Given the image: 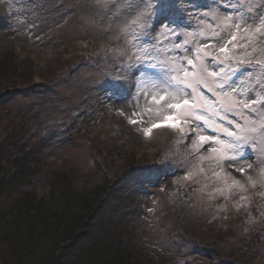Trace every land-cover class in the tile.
Segmentation results:
<instances>
[{
    "label": "rangeland",
    "instance_id": "374dc122",
    "mask_svg": "<svg viewBox=\"0 0 264 264\" xmlns=\"http://www.w3.org/2000/svg\"><path fill=\"white\" fill-rule=\"evenodd\" d=\"M236 2L183 0L186 11L193 15L178 19L177 31L195 29L199 14L210 7L218 10L220 16L227 15L234 11L227 5ZM253 2L258 10L255 14L258 22L259 16L264 14L260 11L264 0ZM120 4L121 0H116L115 4L105 8L97 0H0V58L7 55L10 57L8 62L14 61L13 58L19 61L30 59L34 72L44 74L42 77L48 81H44L46 85H52L49 98L45 97L42 102L38 96L32 95L8 101L0 108V146L5 149V155L0 158L1 167L5 160L6 169H9L14 156L20 153V142L32 143L37 135L47 140L38 168L41 173L25 179L18 192L16 189L6 191L3 187L8 178L0 180V212L8 213L26 191L46 194L48 186L44 178L52 171L66 176L74 174L79 177L77 188L87 187L85 180L91 175L94 162L101 161L102 157L90 148L109 149L114 155L115 166L107 170L113 173L123 171L121 153L123 160L127 157L133 159L134 155L137 162L148 165L154 173L151 177L142 174L137 184L130 187L131 199L124 203L135 211L124 216L118 225L131 237L128 243L133 246L134 259L144 264H224L221 260L229 264H264V255L259 252H264V243L260 239L255 242V237L234 234L228 242L219 241L227 232L224 222L238 224L237 219L251 210H254L253 221L250 220L255 228L253 234L264 235V224L256 222L264 218V195H261L264 193V155L259 151L255 155L247 152V158L241 162L235 165L223 163L219 167L204 162L206 169L213 167L220 171L222 167L229 172L231 176L227 183L223 180L209 181L202 175L187 178L193 171L192 164L197 161L189 157V148L178 143L181 138L176 133L159 128L146 138L141 128L147 124L128 122L133 111L139 110L136 87L126 97L122 90L116 91L113 84L106 81L111 73L124 78L127 76L134 82L139 76L135 68L122 63L133 52L124 28L135 13L121 7L119 14L114 15ZM6 9L9 18L4 16ZM160 24L161 20L157 18L151 28L144 30L141 41L144 46L153 44L150 39L157 37ZM118 50L125 55L120 56ZM38 101L40 103H36ZM32 103L34 105L29 106ZM139 104L146 107L142 97ZM117 108L121 109L119 115L113 111ZM21 121L29 126L28 134L20 131L18 123ZM239 167L245 169L244 174L234 171ZM231 177L239 181V185L228 190L232 184ZM217 188L225 189L224 193H217ZM19 225L21 228L24 226L23 223ZM4 233L13 237L20 235L15 225L0 222V236ZM179 234L191 240L214 243L219 247L220 258L212 255V251L211 254L201 250L197 243L180 242L183 238ZM32 243L33 246H27L34 247L33 253L36 250L34 254L40 255L45 244L36 240ZM106 243L107 238L104 237L103 244ZM243 245L247 250H242ZM226 249L232 252L228 254ZM24 255L18 263L31 264V257Z\"/></svg>",
    "mask_w": 264,
    "mask_h": 264
},
{
    "label": "snow or ice",
    "instance_id": "6c2138e0",
    "mask_svg": "<svg viewBox=\"0 0 264 264\" xmlns=\"http://www.w3.org/2000/svg\"><path fill=\"white\" fill-rule=\"evenodd\" d=\"M97 3L107 8L116 0ZM121 7L135 13L124 28L133 52L122 63L139 73L135 82L139 110L128 122L147 124L141 128L146 138L159 128L176 133L178 143L189 148V157L197 161L187 178L202 175L227 183L229 172L222 167L206 169L204 162L219 167L241 162L247 152L264 155V14L257 22L253 0L228 4L234 11L223 16L210 7L199 14L196 28L186 32L177 31V20L193 15L183 0H121L114 15ZM157 18L158 35L150 47L144 46V30ZM118 54L125 55L119 50ZM123 86L118 77L113 88L120 91ZM141 97L146 107L140 106ZM234 171L245 173L243 167ZM231 179L228 190L239 185ZM215 191L223 194L225 189Z\"/></svg>",
    "mask_w": 264,
    "mask_h": 264
},
{
    "label": "trees",
    "instance_id": "16d2710c",
    "mask_svg": "<svg viewBox=\"0 0 264 264\" xmlns=\"http://www.w3.org/2000/svg\"><path fill=\"white\" fill-rule=\"evenodd\" d=\"M1 64L0 83L6 80L2 83L14 84L11 80L14 78L12 73H16L15 75L21 81L28 75L26 66L13 65L15 68L11 73L3 65L2 59H0ZM29 92V88L22 92L15 89L7 91L2 94L3 97L0 96V103L10 101L17 94L25 97ZM3 151L5 149L0 146V158L5 155ZM11 163L16 171L9 176L8 183L3 187L6 191L16 189L18 192L19 185L25 182L26 177L38 171L41 158L31 149L29 152H21V155L16 156ZM125 168L124 172L114 175L113 185L119 186L114 190L109 189L111 180L98 162H94L91 175L85 180L88 185L84 188H77L78 176L74 174L66 176L62 172L55 173L46 179L49 186L47 201L36 200L32 192L25 193L15 202V206L11 207V210H16L18 215L7 219L6 216L11 210L5 214L0 212V222L9 226L15 225L17 232L20 233L17 237L10 235L8 237L10 241L7 243L0 240V258L3 264H17L18 260L25 256L24 251L26 256L33 260L31 264H67L64 261L73 254L72 251L74 252L73 264H127L125 255L128 256L129 250L120 246L121 239L116 233V227L124 216L130 215L133 210L126 207L124 203L131 199L129 194L124 190L119 191V188L134 187L138 181L137 170L145 174L148 172L139 167H133L131 162ZM57 174L61 175L60 181L55 176ZM20 223L24 224L23 228L19 225ZM243 227L241 225L235 229L229 228V232L220 239V242L232 240L234 234L240 235ZM104 237L107 238L106 244H103ZM256 237V240L260 239V235L257 234ZM32 240L45 244V249L40 255L34 254L37 253L36 250L33 253L34 247L27 246L31 244L33 246ZM205 247L207 248H204L205 250L210 253L212 251V255L219 257V247L214 243H207ZM18 248L21 249L20 254ZM226 251L228 254L232 252L229 249ZM221 261L229 264L225 260Z\"/></svg>",
    "mask_w": 264,
    "mask_h": 264
}]
</instances>
